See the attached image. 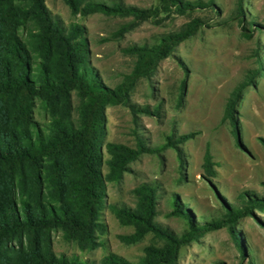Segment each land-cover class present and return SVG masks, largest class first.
Returning a JSON list of instances; mask_svg holds the SVG:
<instances>
[{
  "label": "trees",
  "instance_id": "1",
  "mask_svg": "<svg viewBox=\"0 0 264 264\" xmlns=\"http://www.w3.org/2000/svg\"><path fill=\"white\" fill-rule=\"evenodd\" d=\"M71 15L85 17L100 13L111 17H132L133 21L153 17L155 9H141L102 0H62ZM241 0L237 2V18L242 22ZM162 11L174 9L179 14L195 11L200 1L158 0ZM203 25L191 19L177 31L163 34L150 43L133 44L123 49L132 56L130 71L114 87L107 86L88 62V43L84 28L78 23L64 25L51 15L44 0H0V264H87L75 257L56 256L51 248V232L59 231L66 242H75L81 251L100 246L98 234L104 226L99 221L105 183H117L127 165L141 154L169 146L176 151L182 168L178 144L193 134L172 139L166 144L148 148L136 139L134 147L107 143L108 158L103 161L99 150L107 106H128L129 94L136 82L148 79L163 59L191 38ZM250 25H253L251 22ZM133 27L121 25L110 34L119 39ZM241 35L251 38V28L240 25ZM257 68L231 92L224 107L237 141L234 107L245 86L253 85L261 71ZM264 72V70H262ZM185 81L181 80V95ZM38 108L46 123L34 121ZM145 114L150 112L140 108ZM155 113L158 108H154ZM154 113V112H152ZM107 172L102 174V166ZM208 150L203 168L213 174ZM134 208L113 207L123 226L133 231L119 239L132 244L147 233L163 242L162 246L144 247L143 256L135 264H175L179 249L197 241L206 232L225 227L240 256L243 247L234 228L252 215L253 209L264 211V198L240 196V205H225L221 216L197 222L175 194L169 195V215L180 219L184 231L176 235L159 226L154 217L158 188L141 183L132 190ZM100 264H134L116 254L104 257Z\"/></svg>",
  "mask_w": 264,
  "mask_h": 264
},
{
  "label": "rangeland",
  "instance_id": "2",
  "mask_svg": "<svg viewBox=\"0 0 264 264\" xmlns=\"http://www.w3.org/2000/svg\"><path fill=\"white\" fill-rule=\"evenodd\" d=\"M44 1L51 15L64 25L83 26L89 65L111 88L132 66L134 58L125 54L124 48L150 43L160 35L177 31L191 19L203 23L171 56L160 61L153 75L136 82L129 94V104L136 108L134 114L128 106L106 107L99 144L104 161L108 158L104 149L107 143L134 147L136 139H140L150 149L165 145L168 135L176 139L193 134L177 147L182 168L176 151L169 146L141 154L127 165L119 182L105 183L99 211L104 230L97 235L100 246L81 251L75 242H66L59 231H52L51 248L56 256L100 264L107 255L116 254L135 264L143 256L144 247L162 246L163 242L152 233L132 244L119 239L133 229L120 225L112 208H134L132 190L141 183L156 184L154 221L176 235L184 231V224L168 214L167 199L171 194L179 197L197 222L219 218L225 205L239 206L242 194L264 198V0H241L242 22L236 17L238 0H186L212 5L185 14L174 9L162 11L158 0H110L141 9L156 8L153 17L139 21L100 13L73 16L62 0ZM128 22H133L132 29L119 39H111L110 34ZM240 25L253 29L251 38L241 35ZM258 64L262 70L255 76L253 85L242 89L234 107L237 143L229 121L223 116L224 107L232 90ZM181 80L185 81L182 95ZM140 108L150 113L145 114ZM32 117L41 124L47 120L38 108ZM206 150L213 164L212 175L203 168ZM106 172L103 164L102 174ZM234 232L238 233L243 247L242 256L233 245L229 231L221 227L182 246L175 264H264V211L253 209L252 215L239 221Z\"/></svg>",
  "mask_w": 264,
  "mask_h": 264
}]
</instances>
